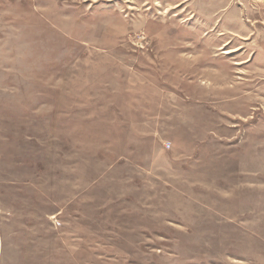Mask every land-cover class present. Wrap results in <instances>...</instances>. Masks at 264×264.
<instances>
[{"label": "rangeland", "instance_id": "obj_1", "mask_svg": "<svg viewBox=\"0 0 264 264\" xmlns=\"http://www.w3.org/2000/svg\"><path fill=\"white\" fill-rule=\"evenodd\" d=\"M0 264H264V0H0Z\"/></svg>", "mask_w": 264, "mask_h": 264}, {"label": "bare ground", "instance_id": "obj_2", "mask_svg": "<svg viewBox=\"0 0 264 264\" xmlns=\"http://www.w3.org/2000/svg\"><path fill=\"white\" fill-rule=\"evenodd\" d=\"M230 51H231V50H230ZM228 53H229V52H228ZM215 79H217V80H218V78H216V77H215Z\"/></svg>", "mask_w": 264, "mask_h": 264}]
</instances>
